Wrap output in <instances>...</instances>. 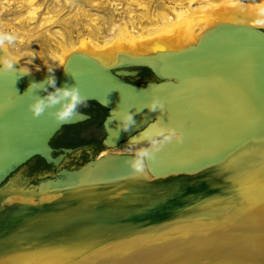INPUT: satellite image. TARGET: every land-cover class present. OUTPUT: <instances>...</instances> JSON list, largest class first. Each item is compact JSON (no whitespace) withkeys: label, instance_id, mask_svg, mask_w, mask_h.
Listing matches in <instances>:
<instances>
[{"label":"bare ground","instance_id":"obj_1","mask_svg":"<svg viewBox=\"0 0 264 264\" xmlns=\"http://www.w3.org/2000/svg\"><path fill=\"white\" fill-rule=\"evenodd\" d=\"M8 1L18 2V10L25 12L20 22L31 23L44 4ZM109 1L52 0L38 30L26 31L28 38L41 40L35 57L44 62L45 49L67 64L73 53H87L102 73H110L126 53H186L215 26L242 25L264 33V0H188L187 6L174 0L180 7L163 4V12L156 13L150 0H130L128 8L135 3L142 11L128 9L121 25H115L112 13L91 16L93 9L107 11ZM195 1L200 5L194 7ZM71 7L77 9L73 15L58 17ZM84 18L90 22L83 30ZM55 23L64 31L44 29ZM26 38L21 36L19 47L9 46L20 69H26L20 58ZM123 146H110L93 158L125 154L112 151ZM104 174L83 182L70 177V184L45 189L30 186L24 175L23 188H14V180L1 184L0 264H264V131L197 170L139 175L124 164ZM124 188L137 193L125 195Z\"/></svg>","mask_w":264,"mask_h":264},{"label":"water","instance_id":"obj_2","mask_svg":"<svg viewBox=\"0 0 264 264\" xmlns=\"http://www.w3.org/2000/svg\"><path fill=\"white\" fill-rule=\"evenodd\" d=\"M65 67L68 73L63 70L55 76L57 87H71L76 82L87 102L95 101L110 110L104 125L112 120L109 127L113 131L103 133L109 146L127 144L148 125L146 134L156 131L158 117L183 133L182 140L167 142L155 153L150 161L154 175L197 170L264 131V33L251 27L215 26L186 53H126L110 73H102L99 63L87 53H73ZM69 73L75 74L76 80ZM46 77L0 71V185L37 156L58 167L65 154L54 155L53 138L64 126L88 118L79 111L66 123L51 117L50 110L33 116L29 104L34 93H46L29 87L33 81H46ZM124 77H137L138 84ZM154 97L163 102V111L146 107ZM128 110L134 114L135 124L128 131H119L120 121L115 118ZM131 155L109 153L91 158L79 168L46 173L38 187L70 184V177L77 182L105 177L113 167L126 165Z\"/></svg>","mask_w":264,"mask_h":264},{"label":"clouds","instance_id":"obj_3","mask_svg":"<svg viewBox=\"0 0 264 264\" xmlns=\"http://www.w3.org/2000/svg\"><path fill=\"white\" fill-rule=\"evenodd\" d=\"M17 41V36L13 32H0V71H20L22 73L30 72L27 69L19 68V57L9 51V46L14 45ZM58 60V67H50L46 65L47 72L49 75L46 77V81L35 82L33 81L29 89H41L46 95L39 96L34 93V97L29 104V109L33 116L39 117L46 110L49 111V115L56 121L66 123L72 119L77 113L80 107L85 106L88 101V97L83 95L75 82L71 87L65 85L62 87L56 86V79L54 72L57 68H64L65 72L68 73L65 67L66 61L62 57H55ZM70 74V73H69ZM74 80H76L75 74H70ZM49 87L53 90L49 91ZM152 111L157 109L163 111L164 104L159 99L154 97L151 102L146 106ZM116 110L111 112V116ZM120 121L118 130L128 131L131 126L135 124L134 114L129 110L123 112L115 118ZM112 121V120H111ZM110 120L104 125L107 133H111L113 129L109 127ZM157 130L152 134H146L147 128L144 129L138 136H133L129 139L127 148L132 152L131 159L126 161L131 169H133L139 175H144L150 170V161L155 159V153L158 152L161 146L172 140H182L183 133L176 130L173 127L161 123L159 119ZM119 135V132H118ZM117 135V137H118ZM143 136V141L138 137ZM109 142V141H108ZM142 144L143 146H138Z\"/></svg>","mask_w":264,"mask_h":264},{"label":"rangeland","instance_id":"obj_4","mask_svg":"<svg viewBox=\"0 0 264 264\" xmlns=\"http://www.w3.org/2000/svg\"><path fill=\"white\" fill-rule=\"evenodd\" d=\"M40 1L42 4L44 3L43 9L40 12L38 20H36V22H34V23L27 22V21H25V22L19 21L20 18H18V16L24 15L25 12L18 10V7H17L19 5L18 2H14V1L10 2L8 0H2V2H1L3 21L0 24V31L1 32H13L16 35H19L16 43L14 45H12L13 47H19L18 46V44H19L18 40L21 38V36L27 37L25 44L20 47V53H22V55H20L21 64L26 69H28L30 71H34V72H45V71H47L46 65L50 66V67H58L59 66L58 61H56L51 56L52 52L47 54L45 49L42 53V55L45 57V58L42 57L44 62H40V60L35 57L33 52L36 51L35 49L41 43V40L35 36L28 38V35H26L27 34L26 31L31 32V31H33V29L38 30L37 26L41 23V21H44V19H42V17L44 18L45 16L48 15V13H47L48 9L53 4L52 0H40ZM186 1L188 2V0H184V2H185L184 5L187 6L188 4ZM216 1L220 2L221 0H216ZM76 2L77 1L73 2L74 6H76L75 5ZM128 2H130V0H110L109 4L108 3L106 4V10L107 11H104V10L98 11L97 9H93V10H91L93 12V14L91 16L95 17L98 14H103L106 17L112 13L116 17L115 25L124 24L129 18V15H128L129 10L130 11H131V9L134 10L132 12V14H140V12L142 11L140 8H138L137 5H135V3L132 4L130 8H128V6H129ZM149 3H151L152 11H154V13H156L158 11L163 12V8H162L163 4L168 5V6H174V7H177L179 5L178 2H174V0H150ZM198 5H200V3L196 2V1L193 3L194 7H197ZM179 7H180V5H179ZM76 10H77L76 7L75 8L71 7L70 10H68V9L64 10L60 14V16H58V17H61V18L68 17L69 18L70 14L73 15L76 12ZM126 10H127V12H126ZM81 20L82 19H80V22H81ZM87 20H88L87 18L83 19V22H81V24H80V26H81L80 29L84 30L85 24L90 22L89 20L88 21ZM147 24H149V23L144 22V24H142V25L145 26ZM73 25H75V23ZM46 27L47 28H44L45 30L49 29V31L53 32V33H56L59 30L64 31L62 26L60 24H57V23L51 24V25L46 26ZM77 32H78V29H75V32L73 33V35H75L76 38H78ZM105 34H109V33H105ZM60 72H61V68H57L55 70V73H57V74ZM138 146H143V145L139 144V145H137V147ZM112 151H116V152L119 151V152H122L125 154H132V152H130L126 146L113 149ZM94 154L95 153L93 150L90 151L89 153H84V151H82L80 149L78 151H74L71 153L69 152V154L65 155L64 161L61 163V165L59 167H55L54 165H49L43 159L38 158L37 160L32 161V162H28L25 165H23L22 167H20L14 174H12L10 176V178L7 180V182H5V184L8 182L13 183V180H14V184H15L14 188H17V187L23 188L26 185V184L24 186L22 185L25 180L20 179V177L22 175L27 174L26 177L29 178V185L30 186H34V185L37 186L39 181L41 179L45 178L46 173L51 172L53 175V173L57 174L58 171L63 169V168H69V169L79 168L82 165H84L87 161H89L94 156ZM122 192H124L125 195H127V194L128 195H135L137 193V192H134L133 190H131L129 188H124L123 190H121V193Z\"/></svg>","mask_w":264,"mask_h":264},{"label":"flooded vegetation","instance_id":"obj_5","mask_svg":"<svg viewBox=\"0 0 264 264\" xmlns=\"http://www.w3.org/2000/svg\"><path fill=\"white\" fill-rule=\"evenodd\" d=\"M142 68L140 74L143 72ZM147 69L150 70L149 68ZM137 77L133 79L124 77V80L138 84L135 81ZM78 111L87 114L88 118L84 121L64 126L63 129L53 138L51 145L54 148L55 156L59 154H69L65 149H71V152L80 149L84 151V153H89L93 150L95 153L93 157H96L103 150L110 148V146L105 143L107 134H103L105 132L104 122L109 115L110 110L95 101H90L87 102L85 106L80 107ZM38 158L41 157L37 156L29 162L35 161ZM24 176H27V174Z\"/></svg>","mask_w":264,"mask_h":264}]
</instances>
